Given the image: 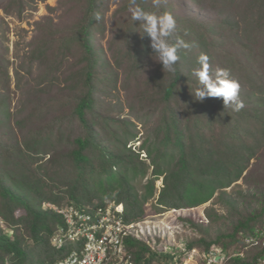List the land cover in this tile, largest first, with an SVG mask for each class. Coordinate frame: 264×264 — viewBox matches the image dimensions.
I'll use <instances>...</instances> for the list:
<instances>
[{
    "label": "trees",
    "instance_id": "1",
    "mask_svg": "<svg viewBox=\"0 0 264 264\" xmlns=\"http://www.w3.org/2000/svg\"><path fill=\"white\" fill-rule=\"evenodd\" d=\"M83 1L82 19L59 40L53 60L54 66L56 61L61 64L75 48L80 50L78 64L83 66L73 75V89L79 96L70 119H57L19 141L11 125L7 96L0 94V218L12 231L10 235L0 229V264H54L65 256L68 246L71 249L75 245L69 242L57 248L52 243L64 219L54 209L45 208L46 203L93 210L111 201L123 205L126 221H137L148 214L146 204L156 198V181L163 177L158 208L197 207L239 181L264 150V75L220 46L233 40L239 49L248 53L253 49L252 35L264 32V0H252L244 26L227 9L233 0H195L199 4L206 1L220 11L221 20L214 21L181 18L168 2L156 7L148 0H138L148 11L171 12L177 21L176 37L194 44L181 50L175 73L158 71L144 80L146 91L142 90L138 100L152 101L151 107L160 110L161 118L139 151L129 145L137 138L135 122L111 115L92 118L101 104L100 84L106 80L116 85L117 76L113 75L111 59L94 43L102 23L103 0ZM16 2L22 10L25 1L12 0ZM128 5L129 0L126 9ZM138 23H126L115 54L117 65L129 63L135 81L143 78L152 52L149 38L134 31L139 29ZM241 29L248 34L247 40L240 37ZM46 51L42 48L37 58ZM202 53L209 56L212 70L226 68L238 81V100L243 102L240 110L234 105L225 108L222 97L203 102L194 99L190 87H198V80L192 72L199 67L197 58ZM6 74L0 66V76ZM76 120L82 134L70 130L65 137L62 126ZM66 145L68 150L59 152ZM141 151L150 159L149 164L141 158ZM142 178L148 179L140 191L136 182ZM263 227L264 206L258 214L239 222L233 234L217 239L203 237L188 246L210 248L227 239L222 248L231 254L230 246L240 233L255 237L256 229ZM127 240L136 264L163 261L164 255L156 254L144 242ZM262 255L264 247L253 255L232 256L228 264H256Z\"/></svg>",
    "mask_w": 264,
    "mask_h": 264
},
{
    "label": "rangeland",
    "instance_id": "2",
    "mask_svg": "<svg viewBox=\"0 0 264 264\" xmlns=\"http://www.w3.org/2000/svg\"><path fill=\"white\" fill-rule=\"evenodd\" d=\"M24 1V8L20 10L17 2L0 0V66L7 73L5 76H0V94L7 96L11 125L15 128L19 141L32 131L45 127L57 119H70L76 98L79 96V91L73 89L75 83L73 75L83 66V63L78 64L81 54L77 48L61 64H57L56 61L54 66L53 60L59 40L70 34V29L82 19L84 1ZM167 2L171 4L174 13L181 18L191 17L205 21L222 18L220 11L212 8L206 1L199 4L195 0H159V4ZM127 3L128 0H103L102 23L95 33L94 43L102 50L105 57L111 59L112 67L115 69L113 75L117 76V83L112 85L113 82L102 81L99 87L101 104L92 118L111 115L135 122L137 138L131 140L129 145L139 151L141 142L152 136L160 124L161 114L159 109L153 110L152 101L146 102L143 99L140 103L138 98L142 90H145L144 80L164 69L162 63L153 58L152 52L147 60L145 74L139 81H135L131 76L127 61L120 65L116 64L115 54L122 42L121 34L126 23L131 20V13L125 8ZM148 3L154 4L153 0H148ZM252 4V0H233L227 9L244 26L245 13L253 7ZM240 37L247 40L248 34L242 33L241 29ZM252 38L255 42L251 41L250 46L253 49L249 53L245 49H239L240 46L233 40H228L226 46H220L227 52L236 53L246 64L252 65L253 69L264 75V32L257 37L252 35ZM42 48H46L47 51L44 56L37 58ZM108 71L109 69L107 72L103 71V75ZM120 105L123 110H120ZM62 128L65 130V137L70 130H74L75 135L82 134L78 120L64 124ZM67 150L66 145L59 152ZM140 156L148 164L150 163L144 151H141ZM49 157L50 155L46 158ZM149 170L150 176L152 168ZM147 179H139L136 182L137 187L142 189ZM156 187V198L146 204V212L150 215L161 214L156 219L164 220L166 224L171 225L172 217L168 216L171 211L158 208L156 203L163 187V177L158 178ZM263 206L264 150L252 160L250 167L239 181L223 191H218L210 201L197 207L176 209L177 213L173 214L176 216L174 221L176 225L173 229L176 241H184L188 244L203 237L217 239L233 234L239 222L246 221L254 213L258 214ZM44 207L49 208L48 203ZM0 229L11 235L10 226L1 218ZM246 235L239 234L238 240L230 246V255L249 256L263 248V238L259 239V243H249L246 239L250 236L246 237ZM226 241L227 239H224L217 246L222 247L223 242ZM69 250L70 246H68ZM154 264H162V262L156 261Z\"/></svg>",
    "mask_w": 264,
    "mask_h": 264
},
{
    "label": "built area",
    "instance_id": "3",
    "mask_svg": "<svg viewBox=\"0 0 264 264\" xmlns=\"http://www.w3.org/2000/svg\"><path fill=\"white\" fill-rule=\"evenodd\" d=\"M48 205L64 219V224L56 229L52 243L57 248H63L69 242L75 244L54 264H136L127 246L129 238L140 240L156 254L164 255L162 264H228L232 257L220 246L189 248L186 242H177L173 230L176 209L165 210L171 211L169 225L156 219L161 215L159 213H148L143 219L128 222L123 215V205L111 201L93 210L75 204ZM255 234L246 240L259 243L263 238L264 247V227L256 229ZM256 264H264V255Z\"/></svg>",
    "mask_w": 264,
    "mask_h": 264
},
{
    "label": "clouds",
    "instance_id": "4",
    "mask_svg": "<svg viewBox=\"0 0 264 264\" xmlns=\"http://www.w3.org/2000/svg\"><path fill=\"white\" fill-rule=\"evenodd\" d=\"M159 7V0H153ZM128 10L131 20L139 25L138 31L141 37L147 36L150 40L153 58L162 63L163 69L168 73L176 72V64L180 59L182 49L194 47L193 43L176 37L177 21L168 11H148L138 0H129ZM99 20V15L97 16ZM210 58L202 53L197 58L198 68L192 75L198 80V87L190 90L194 99L203 102L206 98L222 97L225 108L234 105L238 111L243 107V102L238 100L240 85L231 77L230 70L216 68L212 70Z\"/></svg>",
    "mask_w": 264,
    "mask_h": 264
}]
</instances>
